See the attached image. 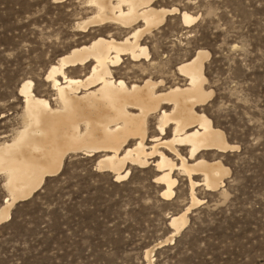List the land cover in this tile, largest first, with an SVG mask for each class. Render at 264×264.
Masks as SVG:
<instances>
[{"label": "rangeland", "instance_id": "rangeland-1", "mask_svg": "<svg viewBox=\"0 0 264 264\" xmlns=\"http://www.w3.org/2000/svg\"><path fill=\"white\" fill-rule=\"evenodd\" d=\"M152 5L179 6V11L196 16L195 23L182 25L179 11L166 14L161 25L140 40L150 61L122 56L123 63L113 68V75L127 84L162 80L156 88L161 92L186 85L187 80L177 74L180 63L198 50L209 53L204 60V88L212 95L195 110L222 130L234 148L204 150L198 157L218 160L228 169L222 185L214 190L204 184L193 188L200 202L190 208L186 225L168 242L169 217L190 203L189 181L182 171H173L174 194L163 198V186L155 179L156 158L145 165L129 164L127 178L114 182L112 172L95 167L99 154H69L60 172L45 177L40 188L15 203L10 218L0 222V264H147L148 249H152V264H264L260 0H255V7L253 0H154ZM94 12L87 0H0V52L4 53L0 56V142L9 140L21 126L23 99L18 89L23 80H31L35 95L50 98L54 106V91L44 79L59 56L91 38L121 39L128 33L111 24L79 31L77 23ZM195 36L206 46L192 44ZM88 70L89 64L68 68L66 73L81 78ZM165 106L169 111L171 106ZM157 118L158 112L148 119L146 147L152 145L151 136L171 137V127L166 135H158ZM176 148L189 157L187 147ZM168 156L179 163L175 155ZM200 174L192 179L200 182ZM1 175L0 206L7 192Z\"/></svg>", "mask_w": 264, "mask_h": 264}, {"label": "bare ground", "instance_id": "bare-ground-1", "mask_svg": "<svg viewBox=\"0 0 264 264\" xmlns=\"http://www.w3.org/2000/svg\"><path fill=\"white\" fill-rule=\"evenodd\" d=\"M153 1L87 0L95 12L77 23L79 31L105 24L129 31L121 39L91 38L88 43L59 56L56 63L49 66L44 79L54 91V106L50 98L35 95L31 80L22 81L18 89L23 99L21 126L9 140L0 142V175L4 176L3 186L7 191L0 206V222L8 220L11 207L39 189L45 177L60 172L69 154H99L95 167L112 172L114 182L127 178L129 164L145 165L148 159L156 158L153 160L158 172L155 179L163 186V198L174 194L173 171H182L189 181L190 203L169 217L172 234L165 239L168 242L186 225V213L200 202L193 188L204 184L208 190H214L222 185L228 169L218 160L198 157L204 150L225 152L234 148L226 142L222 130L195 110L212 95L211 90L204 88V60L209 53L198 50L189 60L180 63L177 74L187 80L186 85H172L161 92L156 88L162 80L146 79L139 82L141 84H127L113 75V68L123 63L122 56L135 62L150 61L149 51L140 40L176 8H156ZM179 14L184 26L196 20V16L185 11ZM185 14L191 18L188 23H185ZM138 23L141 25L136 26ZM88 64L89 70L81 78L66 73L68 68H84ZM163 105L171 106L170 110ZM156 112L158 135H166V129L171 127V137L151 136L152 145L146 147L148 119ZM131 140L133 143L128 145ZM176 146L187 147L189 157L180 155ZM169 154L175 155L179 163H174ZM198 173L203 177L200 182L192 179ZM151 252L152 249H148L144 253L147 264H152Z\"/></svg>", "mask_w": 264, "mask_h": 264}, {"label": "snow or ice", "instance_id": "snow-or-ice-1", "mask_svg": "<svg viewBox=\"0 0 264 264\" xmlns=\"http://www.w3.org/2000/svg\"><path fill=\"white\" fill-rule=\"evenodd\" d=\"M194 2V0H193ZM158 6V5H157ZM192 5L189 4L188 7H191ZM253 6L255 7V0H253ZM170 7V6H169ZM261 13H264V0H260V6L258 9ZM172 11L178 12L179 11V6H177L176 8H172ZM198 19V18H197ZM189 21H191V18L187 16V14H185V23H188ZM192 23H195V21H191ZM189 31H193L191 28L189 29ZM195 35V34H194ZM192 44H194L196 47H205L206 45H204L202 43V38H200L199 36H195V38L193 39V41L191 42ZM4 55V53L0 52V56ZM172 67H175V64L172 65Z\"/></svg>", "mask_w": 264, "mask_h": 264}, {"label": "water", "instance_id": "water-1", "mask_svg": "<svg viewBox=\"0 0 264 264\" xmlns=\"http://www.w3.org/2000/svg\"><path fill=\"white\" fill-rule=\"evenodd\" d=\"M33 193H34V192H33ZM33 193H32V194H33ZM32 194H31L28 198H26V199H24V200H19V201H17V202L25 201V200L29 199V198L32 196ZM17 202H16V203H17Z\"/></svg>", "mask_w": 264, "mask_h": 264}]
</instances>
